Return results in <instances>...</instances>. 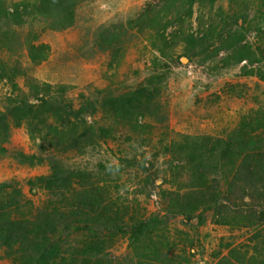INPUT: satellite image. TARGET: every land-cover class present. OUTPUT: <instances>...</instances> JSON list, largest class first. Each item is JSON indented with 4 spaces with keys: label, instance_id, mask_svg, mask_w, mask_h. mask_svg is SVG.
<instances>
[{
    "label": "rangeland",
    "instance_id": "rangeland-1",
    "mask_svg": "<svg viewBox=\"0 0 264 264\" xmlns=\"http://www.w3.org/2000/svg\"><path fill=\"white\" fill-rule=\"evenodd\" d=\"M253 9L229 0H78L72 27L60 32L42 21L0 24V184L8 183L0 199L21 194L5 210L24 228L0 243V264L24 263L25 242L33 256L26 233L53 213L103 227L148 224L135 242L105 230L60 239L58 264H264V30ZM34 36L51 48L38 66L26 51ZM14 69L25 74L16 90L1 76ZM31 83L66 88L55 95L57 115L43 116L44 133H62L55 141L42 133L35 143L12 113L9 99H28L32 129L44 126L34 120L42 102L28 96ZM82 103L95 115L73 120ZM68 119L72 137L63 135ZM51 162L60 189L41 181L54 177ZM228 199L241 213L215 216Z\"/></svg>",
    "mask_w": 264,
    "mask_h": 264
},
{
    "label": "trees",
    "instance_id": "trees-1",
    "mask_svg": "<svg viewBox=\"0 0 264 264\" xmlns=\"http://www.w3.org/2000/svg\"><path fill=\"white\" fill-rule=\"evenodd\" d=\"M76 2H78V0H21L19 2L12 3L10 7H6L3 1L0 0V24L6 22L10 23L14 27L22 28L28 24L37 21H42L44 22V25L46 24L44 30L60 32L72 27L75 16L73 6L76 4ZM229 2L231 4L239 2H249L254 8V17L257 21V24H259V28L264 30V0H229ZM256 33L259 32L256 30ZM37 41L38 36H34L33 38L28 39V41L26 42V51L28 58L30 62L35 66L44 63L51 53V48L48 45L41 43L37 44ZM184 55L189 58L191 53H185ZM24 75L25 74L23 73V71H20V69H14V71L3 70L1 73L2 79H7L11 83H13V87L15 88V90L18 88L17 85L14 84L15 79L21 76L24 77ZM29 89L30 95L28 96H33L36 100L39 99V102H42L40 107L41 110H39L37 116H34L35 123L41 120L44 126L40 129H36L34 124L32 129V123L30 120L27 119L33 116L32 112L34 109L33 107L27 104L28 99L22 100L21 98L17 99L16 101L9 99L10 107L12 108V113H17L20 119L27 121L26 125L28 127L29 134L31 136L32 141H34L35 143L40 140L41 135L39 134L42 133L45 135V138L52 137V141H55L58 136L62 137V133H58V130L55 131L56 129L54 131L44 133V131L47 129L45 124L48 120L43 118V116L48 113L57 115L55 112L60 109V105L55 95H63L65 93L66 88L59 87L54 90L49 85H43L40 87L39 84L31 83ZM82 104L83 105L77 110H75L73 114L70 113L73 120H76L80 116H84L87 114L89 117L95 115V108L90 109L89 106H87L86 104ZM126 107L130 108L129 105H127ZM71 117L69 116L68 118L71 119ZM69 119L66 123L68 131L63 133V135L72 137L74 136V132H76L77 126L73 127L72 122L69 121ZM91 131L92 128L91 130H89L91 136L89 140H92ZM38 144H40V141ZM245 162L251 163L252 160L246 158ZM258 164H261V161H259ZM51 168L52 176L54 177L41 178V181H48L49 189L52 188L53 182L56 183L59 186L58 189H60L63 184V179L61 178L62 175H56L55 166L52 164V162ZM249 172L254 177L257 176L254 179L259 178V172L257 173V175H254L255 171H251L250 168ZM7 185L8 183L0 184V193L1 189ZM20 198V193H12L8 194L7 200H5L4 198L0 199V243L3 244V246L8 245L7 238L10 233L12 235L23 234L21 232L22 230H24L22 223H11L9 216L7 215V212L5 210L7 206H19ZM5 202H8V205ZM247 206L249 207L250 205ZM240 208V206H236L235 203L229 200L227 201V203H225V205L218 204L216 207L213 208V210L215 212V216L226 220L229 212L236 213L239 215L242 211ZM250 219L254 222V220L256 219L255 212H253V214L248 217V220ZM147 226L148 224L146 222H138L133 226L114 225L103 227L91 224L90 221H73L72 216L70 215L69 217V215H67L66 213H53L44 216L40 215L38 218H36L35 222L32 223V229L26 233V240H28V236L33 237L31 244L33 249V256L27 254L28 252L25 249L28 246V242H25L24 253L26 254L23 255L24 263L22 264H58L62 262V259L60 258V247L58 246V241L60 239L65 240L66 238H69L74 234L88 233L91 235H98L103 234L105 230L111 233L128 234L131 241L135 242L140 239L142 233L147 228ZM5 227H8L9 229ZM23 237L26 238L25 235H22L21 238ZM57 260H59L60 262L57 263Z\"/></svg>",
    "mask_w": 264,
    "mask_h": 264
},
{
    "label": "water",
    "instance_id": "water-1",
    "mask_svg": "<svg viewBox=\"0 0 264 264\" xmlns=\"http://www.w3.org/2000/svg\"><path fill=\"white\" fill-rule=\"evenodd\" d=\"M183 62H187V61H184V60H182Z\"/></svg>",
    "mask_w": 264,
    "mask_h": 264
}]
</instances>
